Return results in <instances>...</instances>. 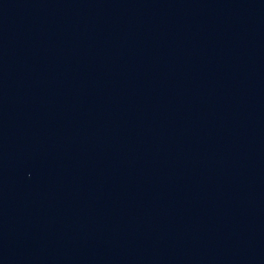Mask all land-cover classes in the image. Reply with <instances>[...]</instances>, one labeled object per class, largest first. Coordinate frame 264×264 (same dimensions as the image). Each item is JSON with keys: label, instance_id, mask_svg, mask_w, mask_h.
<instances>
[{"label": "water", "instance_id": "water-1", "mask_svg": "<svg viewBox=\"0 0 264 264\" xmlns=\"http://www.w3.org/2000/svg\"><path fill=\"white\" fill-rule=\"evenodd\" d=\"M0 264H264V0H0Z\"/></svg>", "mask_w": 264, "mask_h": 264}]
</instances>
